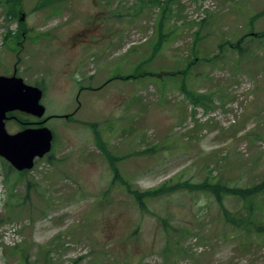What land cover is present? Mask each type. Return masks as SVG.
Here are the masks:
<instances>
[{
  "label": "rangeland",
  "instance_id": "1",
  "mask_svg": "<svg viewBox=\"0 0 264 264\" xmlns=\"http://www.w3.org/2000/svg\"><path fill=\"white\" fill-rule=\"evenodd\" d=\"M44 1L14 19L0 3V76L40 84L46 109L12 113L7 131L50 118L54 136L23 174L0 157V264H264V238L223 215L241 203L184 185L264 180V0ZM137 72L153 76L116 79ZM102 144L130 188L164 193L139 206Z\"/></svg>",
  "mask_w": 264,
  "mask_h": 264
},
{
  "label": "trees",
  "instance_id": "2",
  "mask_svg": "<svg viewBox=\"0 0 264 264\" xmlns=\"http://www.w3.org/2000/svg\"><path fill=\"white\" fill-rule=\"evenodd\" d=\"M19 1L22 0H0L1 5L5 9V15L7 19H14L17 17V6ZM53 0H46L44 1L43 4L48 5L49 2H52ZM151 3L157 4V5H162L161 2L153 0ZM168 14V9L166 7L162 8V13H161V19H160V25H159V41L155 45L156 50H159L162 48L164 43L167 42V34L164 32L165 28V19ZM13 33L8 32L5 40L9 37H12ZM17 38L20 39L17 35ZM6 40V41H7ZM236 48L239 49V43L236 44ZM198 62V57L194 55L190 62L189 66L194 65L195 63ZM184 75H187L188 71L185 69L183 72ZM175 75V74H174ZM143 76H153L152 73H146V74H139L137 72L136 74L132 75H127V76H121L116 79H121L123 81H130V80H137L138 78H141ZM36 86L41 87L40 84H36ZM182 90L186 93L187 97L192 100L194 104H200V102H205L209 99V96L207 95H199L196 96L194 93L189 91L187 89L186 83L183 82ZM79 109V108H78ZM75 113L69 114L68 118H72ZM14 114H9L10 117H12ZM50 119V118H49ZM40 125V124H39ZM27 126L22 127L21 129H25ZM101 152L104 154V156L108 159L112 171H113V178L116 181H120L123 185L126 186L127 192L129 195L137 201L139 206L144 207V200L147 197H158L164 193L163 188H158L156 190H152L146 193H140L137 192V190H134L128 186V181L124 180L121 177V174L119 173L118 167L115 166L117 161H119L118 158H116L110 151L108 152L104 145L100 147ZM22 173V172H21ZM25 173V171H24ZM23 174V173H22ZM186 188L188 189H195L196 191L199 192H204V193H209L212 196H214L220 203H222V200L224 197H231L234 199V201L239 202L242 204L243 208L239 212V216H236L235 214H231L228 210L223 208V215L225 217V220L228 224L232 225L234 229L236 230H243L246 232L252 233L249 229H253L254 239L257 238H264V223L255 220V216L258 211H260L261 206L257 205L256 203L260 201L262 198H264V180L256 185H253L251 187H236V186H231L227 184L223 179H219L216 182H212L210 180H206L205 182L202 183H197V184H184ZM31 186V185H30ZM173 190H175L173 188ZM263 223V224H262ZM27 251V250H26ZM25 250H22L23 255H27ZM24 257V256H23ZM24 264H30L29 259L27 256L24 257L23 259ZM49 261L46 260L45 264H48Z\"/></svg>",
  "mask_w": 264,
  "mask_h": 264
},
{
  "label": "water",
  "instance_id": "3",
  "mask_svg": "<svg viewBox=\"0 0 264 264\" xmlns=\"http://www.w3.org/2000/svg\"><path fill=\"white\" fill-rule=\"evenodd\" d=\"M25 16L22 17L24 21ZM43 91L27 85L17 76H0V157L15 170L24 172L34 167L37 158L48 154L53 145V133L48 127L26 128L11 134L7 131L8 114L21 112L41 119L46 114L41 104ZM47 119L42 121L45 124Z\"/></svg>",
  "mask_w": 264,
  "mask_h": 264
},
{
  "label": "flooded vegetation",
  "instance_id": "4",
  "mask_svg": "<svg viewBox=\"0 0 264 264\" xmlns=\"http://www.w3.org/2000/svg\"><path fill=\"white\" fill-rule=\"evenodd\" d=\"M74 44H75V43H74ZM77 46H79V44H77ZM80 46H81V45H80ZM87 47H88V49H89V46H87ZM90 47H91V45H90ZM83 49H84V50H88V49H86V48H83ZM82 60H83V59H82ZM107 83H108V82H107ZM79 86H81V84H80ZM88 88H89V87H88ZM84 89H87V88H84ZM11 114H12V113H11ZM8 116H9V114H8ZM13 116H14V115H13ZM13 116H12V117H13ZM12 117L9 116L10 119H11ZM66 118H68V116H67ZM45 119H46V118H45ZM39 124H40V125H39ZM37 125L40 126V127H43V126H44V124H42V121L39 122V123H37ZM26 128H27V127H26ZM26 128H25V129H26ZM36 128H38V127H36ZM22 130H24V129H22ZM20 131H21V130H20Z\"/></svg>",
  "mask_w": 264,
  "mask_h": 264
}]
</instances>
